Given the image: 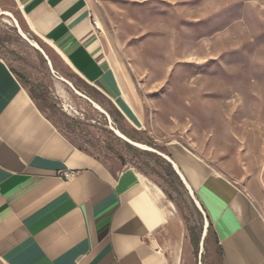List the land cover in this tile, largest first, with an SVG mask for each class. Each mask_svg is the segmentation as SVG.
Listing matches in <instances>:
<instances>
[{"label": "rangeland", "instance_id": "obj_1", "mask_svg": "<svg viewBox=\"0 0 264 264\" xmlns=\"http://www.w3.org/2000/svg\"><path fill=\"white\" fill-rule=\"evenodd\" d=\"M89 4L138 117L71 69L15 0H0V57L77 146L112 167L135 168L163 191L182 221L183 264H220L210 221L168 157L175 161L172 148L180 146L206 158L251 193L264 215V0Z\"/></svg>", "mask_w": 264, "mask_h": 264}, {"label": "crops", "instance_id": "obj_2", "mask_svg": "<svg viewBox=\"0 0 264 264\" xmlns=\"http://www.w3.org/2000/svg\"><path fill=\"white\" fill-rule=\"evenodd\" d=\"M15 2L71 69L138 117L89 0ZM172 154L210 221L220 264H264V215L251 193L197 153ZM181 222L141 172L77 146L0 57V264H183Z\"/></svg>", "mask_w": 264, "mask_h": 264}, {"label": "water", "instance_id": "obj_3", "mask_svg": "<svg viewBox=\"0 0 264 264\" xmlns=\"http://www.w3.org/2000/svg\"><path fill=\"white\" fill-rule=\"evenodd\" d=\"M61 79H63L64 81H66L67 83H69L71 86H73L69 80H67V79H65V78H63V77H61ZM76 91L79 92L77 89H76ZM79 93H80V92H79ZM82 95H83V94H82ZM95 105H96V107L102 109V108H101L99 105H97L96 103H95ZM116 132H117L120 136H122L124 139H126L127 141H129V142H131V143H137V142H133L132 140H130L129 138H127V137H126L123 133H121L119 130H116ZM168 158H169V160L173 163V165L175 166L177 172L180 174L182 180H183L184 183L187 185V187L189 188V190L191 191V193L194 195L197 205H198V206L200 207V209L205 213V211L203 210L201 204H200L199 201L197 200V198H196V196H195L193 190L191 189L189 183L187 182V180H186L184 174L182 173V171H181V169L179 168V166L177 165V163H176L172 158H170V157H168ZM205 215H206V213H205ZM206 216H207V215H206ZM207 219H208V218H207ZM207 225H209V222H208V221H207ZM206 231H207V230H206Z\"/></svg>", "mask_w": 264, "mask_h": 264}, {"label": "built area", "instance_id": "obj_4", "mask_svg": "<svg viewBox=\"0 0 264 264\" xmlns=\"http://www.w3.org/2000/svg\"><path fill=\"white\" fill-rule=\"evenodd\" d=\"M93 26L95 27V29H100V24H99V21L97 19H93ZM63 175L69 179L71 178L73 175H74V172H71V171H65L63 173Z\"/></svg>", "mask_w": 264, "mask_h": 264}, {"label": "bare ground", "instance_id": "obj_5", "mask_svg": "<svg viewBox=\"0 0 264 264\" xmlns=\"http://www.w3.org/2000/svg\"><path fill=\"white\" fill-rule=\"evenodd\" d=\"M135 144H137V145H139V146H143V144H141V143H135Z\"/></svg>", "mask_w": 264, "mask_h": 264}]
</instances>
